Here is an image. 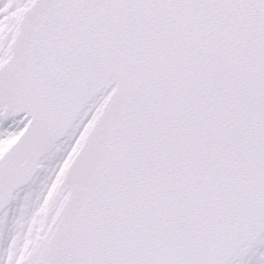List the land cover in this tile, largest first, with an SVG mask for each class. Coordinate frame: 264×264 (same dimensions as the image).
Wrapping results in <instances>:
<instances>
[{
	"label": "snow or ice",
	"instance_id": "obj_1",
	"mask_svg": "<svg viewBox=\"0 0 264 264\" xmlns=\"http://www.w3.org/2000/svg\"><path fill=\"white\" fill-rule=\"evenodd\" d=\"M0 264H264V0H0Z\"/></svg>",
	"mask_w": 264,
	"mask_h": 264
}]
</instances>
